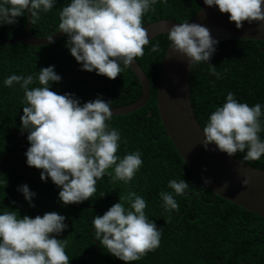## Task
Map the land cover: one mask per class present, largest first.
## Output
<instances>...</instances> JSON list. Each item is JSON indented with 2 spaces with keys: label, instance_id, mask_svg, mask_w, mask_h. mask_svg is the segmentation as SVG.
<instances>
[{
  "label": "clouds",
  "instance_id": "clouds-1",
  "mask_svg": "<svg viewBox=\"0 0 264 264\" xmlns=\"http://www.w3.org/2000/svg\"><path fill=\"white\" fill-rule=\"evenodd\" d=\"M168 0H68L59 11L58 31L66 37L65 47L80 70L95 72L115 80L149 45V34L143 18L155 11L157 3ZM208 7H218L229 14L237 29L244 23H264V0H203ZM57 0H0V26L15 25L20 17L35 23L42 14L52 11ZM55 32V33H56ZM54 34L47 37L55 43ZM170 49L189 61L190 69L198 64H209L219 41L208 27L199 23L173 24L167 33ZM159 43L151 46L157 52ZM210 65V64H209ZM211 66V65H210ZM213 67V66H211ZM215 68V67H213ZM217 79L220 73L213 72ZM62 77L55 65L39 68V72L24 75L12 73L3 85H19L24 97L20 116L21 134H27L29 147L24 156L26 165L40 170V179H50L59 189L58 200L64 206L89 200L97 191V182L109 175L113 182L128 183L143 165L142 152L136 150L118 155L121 144L119 129L112 127L111 100L101 95L82 102L74 93L58 94L53 84ZM39 86L30 87L37 84ZM264 104L250 106L239 102L229 91L222 106L210 114L202 128V145L212 150L235 156L245 153L243 161H258L264 157ZM109 169H112L110 172ZM211 183L205 179L204 184ZM249 183L241 181L243 186ZM227 185V183H226ZM161 191L162 208L171 214L179 211L176 196H184L189 189L185 179H171ZM30 208L36 192L28 184L18 186ZM104 195V194H103ZM102 195V196H103ZM128 201L126 208L122 201ZM16 204V201H12ZM146 199L135 192L120 197L104 214L92 220L91 236L106 252L125 264L140 261L160 246L163 228L149 219ZM10 209V208H8ZM65 215L57 211L43 215L21 216L19 210L0 211V264H70L62 233L68 231Z\"/></svg>",
  "mask_w": 264,
  "mask_h": 264
},
{
  "label": "trees",
  "instance_id": "trees-1",
  "mask_svg": "<svg viewBox=\"0 0 264 264\" xmlns=\"http://www.w3.org/2000/svg\"><path fill=\"white\" fill-rule=\"evenodd\" d=\"M67 2L57 0L52 11L31 23L30 34L46 38L58 31L59 11ZM200 8L199 0H168L167 4L157 3L155 11L145 14L143 23L163 19L183 23ZM27 20L20 17L15 25L0 26V33L9 39L22 35ZM157 42L159 50L151 52V46ZM65 43L64 35L51 45L33 47L22 41L11 45L0 41V159L14 154L26 161L24 153L30 146L27 134L20 131L24 93L19 85L14 88L3 85V80L12 73L38 74L39 68L55 65L62 80L53 84V91L74 93L82 102L101 95L105 101L111 100L112 108L129 105L141 97V84L128 67L115 80L81 71ZM169 44L167 34H161L145 46L144 55L136 60L149 79V99L140 109L113 116L110 122L121 133L118 155L142 152L143 165L132 181L113 182L111 176L105 175L97 182L92 198L64 206L58 200L59 189L50 179L42 182L40 170L27 172L15 161L0 168V211L18 209L21 216L32 217L50 211L65 215L69 229L60 238L66 242L70 264H125L94 240L92 220L119 202V196L127 197L131 192L146 199V215L163 228L159 248L131 264H264V218L214 195L183 162L162 125L157 108L158 71ZM209 64L192 67L189 80L192 106L202 128L216 107L223 105L229 91L235 93L239 102L250 106L264 104V41H222ZM213 72L220 73L222 78L217 79ZM34 86H39L38 82L30 87ZM18 133L20 143L16 139ZM260 135L264 138V132ZM244 155L237 153L234 157L243 161ZM243 162L264 170V157ZM171 179H185L189 189L184 196L175 197L179 211L169 214L162 208L159 193L172 191L167 187ZM22 184H28L36 192L35 208H30L17 191ZM122 202L126 208L129 206L128 201Z\"/></svg>",
  "mask_w": 264,
  "mask_h": 264
},
{
  "label": "water",
  "instance_id": "water-1",
  "mask_svg": "<svg viewBox=\"0 0 264 264\" xmlns=\"http://www.w3.org/2000/svg\"><path fill=\"white\" fill-rule=\"evenodd\" d=\"M201 8L192 16L189 23L195 22L208 27L211 35L220 42L231 39H251L264 41V23H244L243 29H237L234 22L228 19L229 14L221 13L218 7H208L199 0ZM185 21V22H187ZM180 22L163 19L145 24L149 40L167 34L173 24ZM184 23V22H183ZM31 23L27 20L22 35L9 39L0 33V41L4 44L25 42L30 46L48 45L46 38H35L30 34ZM63 34L54 33L57 41ZM171 44V42H170ZM170 44L165 52L158 71L157 108L167 136L177 153L195 176L204 184L208 179L211 183L205 185L214 195L246 209L264 218V170L255 168L234 156L212 150L210 145L205 150L202 127L199 124L191 102L189 61L181 54L174 53ZM139 80L142 87L141 97L126 106L112 108L113 116L125 115L143 107L149 99L151 85L149 79L137 60L128 67ZM20 133L16 135L17 141ZM9 161H15L23 170L33 172L34 167H28L26 162L17 155L9 154L0 159V168ZM247 179L246 186L241 181ZM227 183V185H226ZM93 208V207H90ZM99 211L96 207H94Z\"/></svg>",
  "mask_w": 264,
  "mask_h": 264
}]
</instances>
